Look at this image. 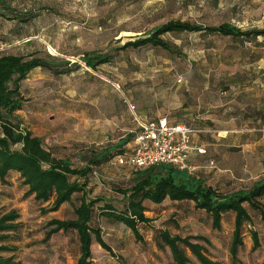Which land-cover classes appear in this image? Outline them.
Returning <instances> with one entry per match:
<instances>
[{
  "label": "rangeland",
  "instance_id": "374dc122",
  "mask_svg": "<svg viewBox=\"0 0 264 264\" xmlns=\"http://www.w3.org/2000/svg\"><path fill=\"white\" fill-rule=\"evenodd\" d=\"M9 3L16 12L0 17V52H30L36 44L26 42L35 40L50 54L73 64L70 72L61 75L35 69L21 87L25 102L18 115L23 126L41 136L56 156L68 157L79 166L82 152L116 144L136 132L131 102L138 116L167 117L171 124L205 130L195 139L205 143L207 153L191 157V173L220 192L248 188L264 178V37L249 41L180 32L164 35L176 46L174 52L151 45L121 49L127 41L175 19L205 26L230 22L245 30L263 28L264 0ZM91 51L110 53L113 59L93 70L82 60ZM97 174L90 175L88 185L90 198H100L93 225L101 229L112 252L93 243L97 260L92 264H175L169 249L158 246L160 229L182 236H207L211 241L207 252L221 264H264V216L251 206L247 205L252 221L243 229L244 246L239 261H233L229 249L234 213L225 214L217 231L212 229L210 216L191 201L167 199L157 204L147 200L146 215L151 221L139 224L142 239L137 240L132 230L101 211L108 202L124 211L126 201L120 189L132 184L134 173L111 161ZM26 191L17 173L6 185L0 181V212L11 208L20 212L21 226L11 240L18 246L17 256L24 264H64L63 256L51 249V238L45 239L49 227L41 209L48 203L42 205ZM79 203L75 195L72 202L62 205L59 216L74 217ZM252 231L259 234L257 250L252 249ZM192 264L199 263L193 258Z\"/></svg>",
  "mask_w": 264,
  "mask_h": 264
},
{
  "label": "trees",
  "instance_id": "16d2710c",
  "mask_svg": "<svg viewBox=\"0 0 264 264\" xmlns=\"http://www.w3.org/2000/svg\"><path fill=\"white\" fill-rule=\"evenodd\" d=\"M12 12L16 10L11 8L9 0H0V17H11ZM12 17L18 18L19 15L14 14ZM180 32L220 34L249 41L264 37V27L245 30L230 22L205 26L175 19L154 27L144 36L127 41L121 49L151 45L174 52L176 46L167 41L164 35ZM26 43L36 44V47L27 53L0 52V181L6 185L12 173H18L21 183L27 187L26 194L42 205L48 203L41 209L42 213L57 211L63 204L72 202L75 195H79L80 203L75 208L74 218L48 220L49 229L45 239L60 231L74 230L81 250L77 264H92L93 243H98L109 253L112 248L104 240L101 229L93 225L96 204L100 198H90L89 177L118 155L132 153L134 133L127 134L116 144L82 152V164L79 166L68 157L56 156L45 146L41 136L23 126L18 115L25 102L21 87L35 69L61 75L70 72L73 64L50 54L44 45L35 40ZM112 59V54L97 51L86 52L82 57L93 70L110 63ZM131 170L134 173L132 184L120 189L126 201L124 211H117L108 202L101 210L102 215L123 223L133 231L137 240H141L139 224L151 221L146 215L147 200L157 204L167 199L175 202L191 201L197 210L210 216L212 229L217 231L222 229L225 214L232 212L234 229L229 250L232 260L239 261V251L244 246L243 229L246 223L252 221L247 205L264 216V203L261 202L264 197V178L251 187L223 193L206 180L171 165ZM19 219L20 213L15 208L0 212V264H23L17 256V244L11 242L12 236L21 226ZM252 240V249H259L261 242L257 231H252ZM157 243L159 248L169 249L175 264H192L193 258L199 264H221L209 256L206 245L210 246L211 241L204 235L182 236L172 234L168 229H160Z\"/></svg>",
  "mask_w": 264,
  "mask_h": 264
},
{
  "label": "built area",
  "instance_id": "2783aa9c",
  "mask_svg": "<svg viewBox=\"0 0 264 264\" xmlns=\"http://www.w3.org/2000/svg\"><path fill=\"white\" fill-rule=\"evenodd\" d=\"M128 105L135 114L138 130L134 134L133 152L118 155L112 164L131 169H145L154 165H171L191 173L189 164L193 130L184 124H171L166 117L145 121L135 113V106ZM199 152H205L198 149ZM95 175L98 176L97 172Z\"/></svg>",
  "mask_w": 264,
  "mask_h": 264
},
{
  "label": "crops",
  "instance_id": "0c3cea01",
  "mask_svg": "<svg viewBox=\"0 0 264 264\" xmlns=\"http://www.w3.org/2000/svg\"><path fill=\"white\" fill-rule=\"evenodd\" d=\"M135 113H136V108H135ZM138 117L141 118L142 120H145V121H156V120L160 119V118H158V119H147V118L142 117V116H138ZM167 120H168V118H167ZM175 124H179V123H175ZM136 125H137V123H136ZM184 125H186V124H184ZM186 126H188L189 128H191L193 130V132L191 134V139H192L191 146H192V149H191V152H190V155H189V161H190L191 157H193V156H202V155L207 153V149L205 147V143L195 139V137H199L200 135H202L205 130L200 129L198 127L191 126V125H186ZM137 129H138V125H137ZM132 133L135 134V132H132ZM198 149H203V150H205V152H199ZM210 166L211 167H215V161L214 160H210ZM121 167L127 168L125 166H121ZM13 174L14 173H12V175ZM190 174H193V173H190ZM18 177H19V174H18ZM196 177L202 178L200 176H196ZM202 179H204V178H202ZM59 211H61V210L59 209L57 211L45 213V214H47L46 215L47 220H50L52 218L68 219V218L60 217L59 214H58ZM18 212H19V210H18ZM72 218H74V217H72ZM63 234H65V236ZM67 234H68V236H67ZM50 241H51V243H53L51 245V249L55 252L54 254L57 255V254L60 253L63 256V258H64V260L62 261L64 264H77L78 263V259L80 258V255H81V250H80V244H79V241H78L77 233L74 230H71V234H70V231H60L59 233L54 234L51 237ZM102 253H101V255H102ZM43 256H46V255L43 254ZM102 257H100V258H102ZM18 259L21 260L20 257H18ZM96 260H97V258H94V257L92 258V261H96ZM23 264H24V262H23Z\"/></svg>",
  "mask_w": 264,
  "mask_h": 264
}]
</instances>
